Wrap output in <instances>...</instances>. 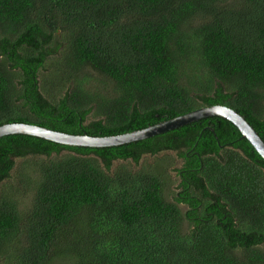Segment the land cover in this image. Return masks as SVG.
<instances>
[{
	"label": "trees",
	"instance_id": "1",
	"mask_svg": "<svg viewBox=\"0 0 264 264\" xmlns=\"http://www.w3.org/2000/svg\"><path fill=\"white\" fill-rule=\"evenodd\" d=\"M213 105L264 141V0H0V126L109 137ZM0 264H264V160L216 116L106 148L4 136Z\"/></svg>",
	"mask_w": 264,
	"mask_h": 264
},
{
	"label": "water",
	"instance_id": "2",
	"mask_svg": "<svg viewBox=\"0 0 264 264\" xmlns=\"http://www.w3.org/2000/svg\"><path fill=\"white\" fill-rule=\"evenodd\" d=\"M214 116L224 118L233 123L238 128L242 138L247 139L251 146L264 160V141L259 136L258 132L241 114L237 113L230 107L222 105L202 107L154 126L117 136L92 137L89 135H72L37 125L11 123L0 126V138L8 135H27L69 147H116L146 140L167 131Z\"/></svg>",
	"mask_w": 264,
	"mask_h": 264
},
{
	"label": "rangeland",
	"instance_id": "3",
	"mask_svg": "<svg viewBox=\"0 0 264 264\" xmlns=\"http://www.w3.org/2000/svg\"><path fill=\"white\" fill-rule=\"evenodd\" d=\"M153 161V157H151V156H144L143 158H142V160L140 161V163L142 164V163H150V162H152ZM125 162V163H124ZM124 162H121V163H115V165H117V166H119V165H128V166H134L135 167V165H134V163L132 162V161H124ZM180 165H181V161L180 160H178V161H176V164H175V167H180ZM135 168H138V167H135ZM172 171H173V169H172ZM171 171V177H172V179H174L175 181H176V179H178V177H177V174L173 171L172 172ZM176 185H177V183L175 182L172 186H168L169 188H170V195L168 196V198L170 199V200H173V196H172V192L174 193V191H176L177 189H176ZM28 197L29 196H25V197H23V201L24 200H27L28 199Z\"/></svg>",
	"mask_w": 264,
	"mask_h": 264
}]
</instances>
